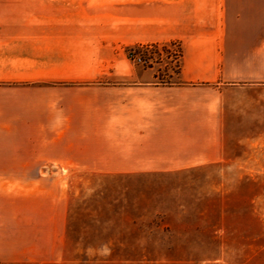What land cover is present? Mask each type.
I'll return each instance as SVG.
<instances>
[{"label":"crops","instance_id":"1","mask_svg":"<svg viewBox=\"0 0 264 264\" xmlns=\"http://www.w3.org/2000/svg\"><path fill=\"white\" fill-rule=\"evenodd\" d=\"M247 34L264 43V0H0V88L79 94H69L70 104L61 97L54 112L62 121L42 125L36 138L21 127L20 144L37 149L10 155L0 177L63 190L57 164L69 176H137L233 162V96L239 82L254 79L237 68L253 59L237 57ZM160 41L181 43L178 75L130 59L132 47ZM22 196L32 204L25 218L65 229L68 197L30 189ZM13 216L5 215L10 227ZM2 226L0 242L13 233Z\"/></svg>","mask_w":264,"mask_h":264},{"label":"rangeland","instance_id":"2","mask_svg":"<svg viewBox=\"0 0 264 264\" xmlns=\"http://www.w3.org/2000/svg\"><path fill=\"white\" fill-rule=\"evenodd\" d=\"M256 36L239 35L247 41L235 45L237 57L253 58L237 68L254 79L239 82L233 96L238 106L232 107L234 123L226 131L233 162L137 176L82 171L69 176L68 166L57 164L56 171L66 173L56 179L63 190L0 177V230L9 226L6 213L14 211L13 233L0 242V264H264V43L258 46ZM138 46L129 57L141 68L153 67L167 78L182 64L180 42ZM10 89L0 88V171L7 170L10 155L37 149L20 144L21 127L28 124L31 140L36 138L42 125L62 121L55 114L61 110H54L63 104L61 97L70 104L71 95H79ZM44 104L45 112L38 113ZM10 125L15 128L7 133ZM28 189L68 197L65 229L55 220L37 226L22 215L32 206L22 196Z\"/></svg>","mask_w":264,"mask_h":264},{"label":"trees","instance_id":"3","mask_svg":"<svg viewBox=\"0 0 264 264\" xmlns=\"http://www.w3.org/2000/svg\"><path fill=\"white\" fill-rule=\"evenodd\" d=\"M164 44H167V42H164ZM158 46L157 44L155 45V47ZM139 49H138V52L141 51V46H138ZM181 68H182V65H181V62L179 61L175 67L173 68V73H171V76L173 75H178L180 72H181Z\"/></svg>","mask_w":264,"mask_h":264},{"label":"built area","instance_id":"4","mask_svg":"<svg viewBox=\"0 0 264 264\" xmlns=\"http://www.w3.org/2000/svg\"><path fill=\"white\" fill-rule=\"evenodd\" d=\"M131 56H133L134 59H137L139 61H143L142 57H140L139 54L137 55L136 52H132Z\"/></svg>","mask_w":264,"mask_h":264}]
</instances>
